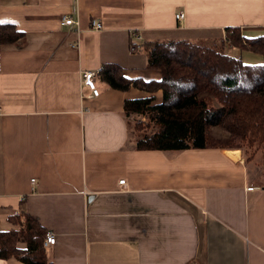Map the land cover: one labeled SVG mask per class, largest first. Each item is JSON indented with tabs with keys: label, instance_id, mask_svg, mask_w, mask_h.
<instances>
[{
	"label": "crops",
	"instance_id": "1",
	"mask_svg": "<svg viewBox=\"0 0 264 264\" xmlns=\"http://www.w3.org/2000/svg\"><path fill=\"white\" fill-rule=\"evenodd\" d=\"M63 15L77 24L61 25ZM0 21L24 33L20 46L0 45L2 230L30 215L55 234L53 264H264V185L223 143L229 134L216 126L206 148L138 150L124 101L151 94L99 74L113 63L127 78L159 80L144 41L227 27L264 35V0H0ZM83 71L95 73L98 96Z\"/></svg>",
	"mask_w": 264,
	"mask_h": 264
},
{
	"label": "trees",
	"instance_id": "2",
	"mask_svg": "<svg viewBox=\"0 0 264 264\" xmlns=\"http://www.w3.org/2000/svg\"><path fill=\"white\" fill-rule=\"evenodd\" d=\"M23 31L11 23L0 24V45L20 46ZM231 45L260 54L263 59L249 64L241 56L227 53ZM148 68L159 69V80L131 79L113 63L99 70L112 88H129L151 95L124 101L128 118L143 116L150 127L137 139L138 150H185L213 144L212 127L225 130L240 147L254 146L264 152V35L245 36L240 27H227L216 40L170 39L144 41ZM161 91L159 102L155 93ZM213 97L217 105H211ZM136 125V127H140ZM240 149V148H239ZM247 160V159H246ZM18 228H0V259H17L24 264H53L43 245L47 230L28 214Z\"/></svg>",
	"mask_w": 264,
	"mask_h": 264
},
{
	"label": "rangeland",
	"instance_id": "3",
	"mask_svg": "<svg viewBox=\"0 0 264 264\" xmlns=\"http://www.w3.org/2000/svg\"><path fill=\"white\" fill-rule=\"evenodd\" d=\"M218 36L216 34L208 35L207 38L203 39L204 41L210 42L216 40ZM227 51V49H226ZM239 57L241 56L242 60L249 64H257L262 62L263 57L260 54L251 52V51H238ZM237 53V54H238ZM211 99V105H217L216 100L209 96ZM133 127H134V133L136 136L142 135L145 131H149L150 127L143 128L142 125H147L148 119H142L137 116L134 117L133 120H131ZM142 124V125H140ZM136 125H140V127H136ZM228 139V140H227ZM223 141L227 146L232 147L233 149L239 150L238 154H241L243 157V160L245 161L246 165L248 166L249 173L251 174L252 181L255 185H264V152H262L261 149L258 148V144H255L254 146H243L240 147V144H237L234 142L233 139L227 138ZM240 148V149H239ZM247 159V160H246Z\"/></svg>",
	"mask_w": 264,
	"mask_h": 264
},
{
	"label": "built area",
	"instance_id": "4",
	"mask_svg": "<svg viewBox=\"0 0 264 264\" xmlns=\"http://www.w3.org/2000/svg\"><path fill=\"white\" fill-rule=\"evenodd\" d=\"M184 17V13H178L176 14V19L181 20ZM61 25H76L77 21L70 15H63L60 20ZM91 28L94 30H101L103 28L102 22L98 20H93L91 22ZM133 36L136 37L137 39H140V37L137 35V33H133ZM136 46L132 45L131 46V51L136 50ZM94 77L95 73L93 71H83L81 73V84L88 87L91 91L90 96H98L99 95V90L96 88L95 83H94ZM35 179H31V182L34 183ZM125 181L121 180L119 184H124ZM255 187H250L248 188L249 190H253ZM55 234L51 231H47L43 245L44 247L54 244L55 243Z\"/></svg>",
	"mask_w": 264,
	"mask_h": 264
},
{
	"label": "snow or ice",
	"instance_id": "5",
	"mask_svg": "<svg viewBox=\"0 0 264 264\" xmlns=\"http://www.w3.org/2000/svg\"><path fill=\"white\" fill-rule=\"evenodd\" d=\"M0 23H7V21H0Z\"/></svg>",
	"mask_w": 264,
	"mask_h": 264
}]
</instances>
